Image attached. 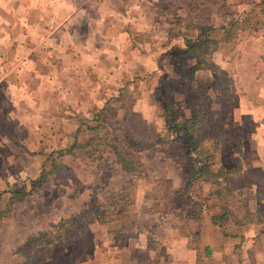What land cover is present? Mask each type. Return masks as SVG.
Returning a JSON list of instances; mask_svg holds the SVG:
<instances>
[{
	"label": "crops",
	"instance_id": "0c3cea01",
	"mask_svg": "<svg viewBox=\"0 0 264 264\" xmlns=\"http://www.w3.org/2000/svg\"><path fill=\"white\" fill-rule=\"evenodd\" d=\"M205 1L0 0V129L12 133L15 130L20 136L16 137L17 142L10 137L0 138V145L7 147L15 143L16 149H21L20 161H23L31 146L41 147V130L53 128L56 145L70 148L78 129L90 134L79 118L91 121L92 126L94 117L100 115V122L112 132L111 141L139 147L138 142L129 143V138L123 135L124 115L138 114L146 130L156 129L157 113L161 114L157 101L164 105L162 96L184 102L179 108L185 119H189L190 92L195 86L215 84L221 56L215 53L212 57L216 69L194 71L195 58H189L187 63L183 55L175 57L176 53L184 54L187 46L181 36L174 37V28L181 19L191 18L204 30L212 27L220 39L224 28L257 7L251 0H240L238 11L229 12V7L222 3L230 0H214L207 6ZM253 1L259 4L263 0ZM237 50L246 55L264 56V36L248 39L232 52L233 56L239 54ZM261 92L263 96L264 90ZM245 94L239 98L248 99ZM126 99L136 100L129 107ZM255 108V122L260 120V127L264 128V119L257 115L262 108ZM239 113L235 112V116ZM104 117H110L105 124ZM29 130H38L35 139L30 140L25 133ZM245 138L252 141L254 136L247 133ZM152 140L149 137L145 141L146 146H152L145 149L153 156L150 162L165 165L162 169L153 165L146 170V181L160 180L173 193H182L189 175L175 163L180 162L182 167L186 164L177 157L179 154L159 151L161 142ZM84 143L89 144L90 140ZM242 144L247 145L245 141ZM245 147L242 160L249 161L255 152L250 149L246 152ZM260 153L261 150L256 152ZM1 156L0 153V161ZM258 162L250 167L242 166L239 174L246 179L240 193L246 198L250 212H254L264 186V172L260 178L257 175L261 171H255L262 169ZM22 174L28 176L26 171ZM10 178L8 171H2L1 192L12 186ZM152 191L151 185L138 183L136 194L146 197L149 193L150 214L143 212L150 220L145 222L149 226L147 231L141 228L131 233H109L107 225L95 221L88 227L100 234L87 235L86 240L91 244L67 259H60V264H202L215 257L250 264L254 252L255 258L264 257V223L244 222L237 235H228L225 228L213 224L211 215L199 221L191 219L190 212L183 207L172 208V212L157 209L164 208L168 202L158 203L156 197L150 196ZM142 199L137 202L139 208L145 203Z\"/></svg>",
	"mask_w": 264,
	"mask_h": 264
},
{
	"label": "rangeland",
	"instance_id": "374dc122",
	"mask_svg": "<svg viewBox=\"0 0 264 264\" xmlns=\"http://www.w3.org/2000/svg\"><path fill=\"white\" fill-rule=\"evenodd\" d=\"M213 1L206 0V6L211 5ZM237 2H240V0L225 1L222 5L229 7V12H233L238 11ZM260 13L258 19L263 23V26L259 29V33L255 34V37L249 34L250 27L256 22V18L251 19L247 25L248 31H239L236 39L222 48L219 53L221 64L218 66L219 70L216 71V83L211 85L210 82H207L208 84L195 86L191 91L192 93L190 92L192 96L189 97L188 103L191 105H188L187 113L190 118L195 117L198 123L197 139L200 146L205 149L208 155L214 158L210 170L211 175L217 171L219 173L225 172L224 168H240L237 173L223 179L220 188H225L226 201L231 204L234 217L236 219L240 218L241 222L250 223H264V186L263 192L255 202L254 212H250L246 198L240 193V189L246 184L244 182L246 179L240 178L239 174L243 169L242 166L250 167L259 161V167H262V169H255V171L259 170L262 173L257 177H264L262 176L264 172V142L260 144L262 146H258L260 141H264V128L260 127V120L257 123L255 122L256 117L253 113L256 106L258 110L262 108L257 115L264 119V95L261 96V90H264V79L260 80L261 75L264 76V56L252 53L246 55L241 50H237L239 54L233 56L232 52L248 39L264 36V13L262 11ZM188 20H191V18ZM218 35L220 34H217V37ZM182 55L184 62L188 63L189 58H191L189 55L176 53L175 57ZM245 68H247L246 71H244ZM244 93L248 96L246 100H243L242 97L239 98V95ZM134 100L136 99H126V105L132 106ZM161 101L164 105H169L176 110V120L185 119L179 108L180 103H182L179 99L173 101L162 96ZM157 102L161 114L159 116L157 113L156 121L153 122L156 129L146 130L142 118L138 114H131L130 112L124 115L122 121L126 126L128 122L127 129L132 132L137 131V133L143 135L137 140H134L132 136L128 139L129 143L138 142L139 145L136 146L143 148V152H132L129 145V148L125 149L127 154L136 157L138 163L144 169L142 176L132 180L133 183H131V175L122 171L119 164L117 165L115 162V157L110 148H107L106 151L111 154L104 156L103 161H96L95 163L73 162L72 157H65L58 163V169L56 170L55 166L52 170V157L50 158L49 155L53 151L63 149L61 145H56L58 140L56 139V129L53 128L41 130V147L36 149L31 146L23 161H20L21 149H16L15 143L7 147L0 145V153L3 157L0 161V175H2V171H8L12 176L10 178L12 186L8 187L6 191L17 192L23 189L29 194L24 202L17 203L12 207L9 205L10 195L7 194L2 197L0 213L7 211L9 208L10 211L8 219L5 218L4 224L0 226V264H60V259H67L70 254L74 255V253H78L91 244L86 240L87 235L91 233L100 234V231H93L88 227L96 221L97 216L95 213L99 207H109L112 209L110 211L117 207V213L120 214L119 218H113L106 226V232L131 233L137 230L141 231V228L147 231L149 226L145 222L146 219L147 221L150 220L143 215V212H147L148 216L150 214V204L147 205L149 203V193L145 195L146 197L136 194L138 183L145 187L151 185L153 191L150 196L156 197L158 203L168 202L164 208L159 206L157 209H163L166 212L171 210L170 212H172V208L183 207L190 212L189 216L193 220L217 213L214 205L218 204L220 198L214 196L215 191H217L214 190L212 185L214 180L211 179L209 174L203 178V180L206 178L209 181L208 183L198 180L196 170L201 164L196 161H193L192 164L189 163V158L186 155L188 147L185 140L180 139L181 136L168 130L166 120L162 117L160 103ZM182 104L185 105L184 102ZM238 111L240 112L239 116H235V112ZM108 118L110 120V117L103 118L104 124ZM82 121L88 120L81 116L79 122ZM113 121L115 120L113 119ZM37 131L29 130L25 133L30 136V140H33L37 136ZM247 133L253 134L254 139L252 141L251 138H245ZM16 134L15 130L12 133L8 129H0V138L9 139L10 137L14 139V142H17V138H20V136ZM101 134L102 136L107 135V138L111 139L112 132L108 128H105ZM65 135H67V131ZM149 137L151 140L153 139L152 141L161 142L162 146L159 151L179 154L177 157H181L182 163L186 164L185 167L184 165L182 167L180 162L175 163V165L178 164L180 170L185 168L189 175L188 187H185L182 193H173L160 180L157 182L152 179L146 181V170L153 167L162 169L165 165V163L157 165V163L150 162L153 156L145 150V141ZM80 140L82 143L89 141L90 134L82 135ZM244 141L247 144L246 147L242 144ZM0 142L2 141L0 140ZM125 146L126 144H119L121 148ZM244 147L246 152L248 149L255 152L252 153L249 161L242 160V156L238 155V150H243ZM257 147L262 153L256 154L259 151H256ZM8 155L7 160L3 161L5 156ZM26 157L28 160H26ZM190 158L196 159L197 157L192 155ZM53 159H56V156ZM191 165L192 168L190 169ZM44 169L50 171L45 181L46 184L41 188L34 189L32 182L39 178ZM25 171L28 176L22 174ZM19 174H21V177ZM2 192L0 191V193ZM140 199L146 204L142 203L139 208L137 202ZM213 206L214 208L208 211ZM137 209L139 210L137 211ZM60 222L69 225L67 232H62L66 235L58 243L52 242L58 236L56 226ZM240 228L239 226H233L230 222V225L225 227L224 233L237 235ZM239 246L236 248L239 249ZM254 254L255 252L250 258V264H264V257L255 258ZM202 264H242V262H231L227 258L215 257L202 262Z\"/></svg>",
	"mask_w": 264,
	"mask_h": 264
},
{
	"label": "trees",
	"instance_id": "16d2710c",
	"mask_svg": "<svg viewBox=\"0 0 264 264\" xmlns=\"http://www.w3.org/2000/svg\"><path fill=\"white\" fill-rule=\"evenodd\" d=\"M251 3L257 5V7H253L252 11L248 13L247 15H244L239 20L233 21L228 28L223 29V34L220 39L217 38V34L215 30L212 27H205V30L202 27L196 26L191 20L188 19H181L178 23V25L173 30L174 37H182L184 40L185 45L187 46V49L184 51L185 55H189L196 59L197 64L194 68H192L194 71L196 69H206V70H212L216 69V65L212 63V57L215 53H220L222 48L225 45H229L233 42V40L236 39V35L239 31H248L249 28H247L248 22L251 19L256 18V22L251 29L249 30L250 35H254L259 33V29L263 26V23L259 21L260 11L264 13V0L260 2L259 4L256 3V1L251 0ZM243 3V2H242ZM241 3V4H242ZM258 19V20H257ZM199 34H196V31H200ZM171 36V35H170ZM195 37H198L194 39ZM173 38V37H172ZM182 68V69H181ZM181 71L185 69V67L181 66ZM216 83V82H215ZM214 85V84H213ZM189 105H191L189 103ZM160 108L162 110V117L166 120V126L170 132H174L175 134L181 136L180 139L185 140V144L188 147L187 151V157L189 158V163L192 164L193 161L199 162L201 165L196 170L197 178L198 180H202L205 182H209L206 180V178L203 180L204 176L209 174L211 175V167L213 165L214 158L208 155L203 147L200 146L199 140L197 139L198 129H197V121L195 117H191L189 119L176 121L177 112L176 110L169 106V105H163L160 103ZM129 114V113H126ZM100 115L95 116L92 122L94 124L91 126L89 123L91 121H82V126H87V130L90 133V143H82L79 141V137L84 135L83 132H81L80 129L75 134V141L73 145L70 148H64L59 149L56 151H53L49 157H52V170L56 166V170L58 169V163L63 160L65 157H72V161L76 162H88V163H95L96 161H103L104 156L111 154L109 151H106L107 148H110L114 157L115 162L117 165L119 164V167L122 171L126 172L127 174L131 175L132 180H135L137 178H140L143 174V166L138 163L136 157L127 154L125 149L129 148L128 145L124 148L119 147L117 143L114 141H111L106 136H102V132L105 129V126L100 122ZM128 126V122H127ZM126 124L124 123V129H123V135L125 138H129L130 136L139 138L141 135L140 133H137V131H131L130 129H127ZM126 142V140H124ZM160 141H156L157 144H159ZM125 145V144H124ZM132 148V152H141L142 148L138 147H130ZM145 148L147 150L151 149L152 146L147 145ZM235 152V151H234ZM242 152V153H241ZM192 155H196V159L190 158ZM238 155L243 157V150H238ZM56 156V159H53V157ZM241 158V157H240ZM88 166V165H87ZM192 168V165L190 166V169ZM239 167L235 169H225V172L217 171L216 173H212L211 179L214 180L212 185L214 187L215 191L214 196L217 198H220L218 201V204L214 205L217 209V213H212L211 219L213 224L216 227L219 228H225L230 225V222L233 226H239L243 227L242 225L244 222H241L240 218L236 219L234 217V213L231 209V204L226 201V195L224 194L225 188H220L222 185V180L226 177H229L239 171ZM50 174V171H45V169L40 174L39 178L33 181L34 189L41 188L46 184V180ZM210 179V177H209ZM211 183V182H210ZM188 187V184L186 185ZM10 195L9 198V205L12 207L17 203L24 202V200L29 196L28 193H26L25 190H20L17 192H8L4 191L0 193V202L2 200V197L4 195ZM209 208L208 211H211L213 208ZM109 207L102 208L99 207L96 209V221L101 225L105 226L108 225L113 218H119L120 214L117 213V207L113 208V211ZM10 211V208L0 213V226L4 224L5 218L8 217V213ZM246 218V217H245ZM8 219V218H7ZM243 219V218H242ZM199 221L201 218L198 219ZM244 220V219H243ZM245 221V220H244ZM236 222V224H235ZM246 224H249L250 222H246ZM67 223L60 222L56 226V231H58V236L52 241L58 243L61 239L64 238L66 234H63L62 232H67ZM198 232V230H197ZM62 233V234H61Z\"/></svg>",
	"mask_w": 264,
	"mask_h": 264
}]
</instances>
